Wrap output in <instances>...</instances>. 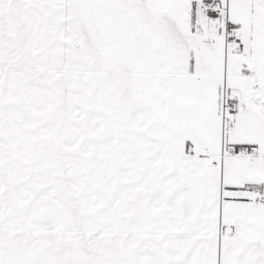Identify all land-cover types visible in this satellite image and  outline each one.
<instances>
[{"label": "crops", "instance_id": "crops-1", "mask_svg": "<svg viewBox=\"0 0 264 264\" xmlns=\"http://www.w3.org/2000/svg\"><path fill=\"white\" fill-rule=\"evenodd\" d=\"M199 2L0 0V264H264V0Z\"/></svg>", "mask_w": 264, "mask_h": 264}, {"label": "built area", "instance_id": "built-area-1", "mask_svg": "<svg viewBox=\"0 0 264 264\" xmlns=\"http://www.w3.org/2000/svg\"><path fill=\"white\" fill-rule=\"evenodd\" d=\"M227 0H202L198 3L197 9L200 13L210 16L212 21L225 25V28L230 24V17L228 15ZM223 115L222 125L225 129L233 127V122L228 119L227 111L235 110L236 104L234 99H229L227 96L223 97L222 101ZM257 154L254 147L249 144H223L218 151V160L212 162L213 167H221L222 162L226 158L242 157L251 158ZM261 200L264 201V193L257 194Z\"/></svg>", "mask_w": 264, "mask_h": 264}, {"label": "rangeland", "instance_id": "rangeland-1", "mask_svg": "<svg viewBox=\"0 0 264 264\" xmlns=\"http://www.w3.org/2000/svg\"><path fill=\"white\" fill-rule=\"evenodd\" d=\"M211 24V23H210ZM213 24H216L215 26H216V30L217 31H220V32H224L225 30H224V26H222L221 24H218V23H212V25ZM194 33V32H193ZM225 33V32H224ZM231 39H232V37L230 36V37H228V41H231ZM193 40H195V39H193ZM199 42H200V44L202 45V48H201V52H203V53H207L206 52V49L208 50V46H210V43H212V42H210V40L208 41L207 40V42H206V38H201V37H199V40L198 41H196L195 43L196 44H199ZM206 43H209V45H207ZM212 46V45H211ZM194 48H195V46H194ZM209 52V51H208ZM195 61L197 62V59H195ZM195 67H199L200 65L198 64V63H196L195 65H194ZM221 83H222V80H221ZM223 85H225V86H227V84H228V81L226 80H223V83H222ZM229 99H230V97H229ZM231 99H234V98H231ZM235 100V99H234ZM222 101H223V97H222V95H221V104H222ZM231 114H233L232 112H231ZM230 114V115H231ZM230 115H229V118H231L233 115H231V117H230ZM235 115V114H234ZM236 116V115H235ZM240 117V116H239ZM244 119V121L243 122H246V127H243L242 129L244 130V135H242V133H241V131H240V128L242 127V126H244V124L245 123H243L242 124V126H240L241 125V121ZM243 119L242 120H240V123H237V125H236V129L234 130V132L235 131H238V135H237V137L238 138H242L243 139V137L245 138V136H247V135H252V134H254L256 131L257 132H260V134H262V132H263V129H262V127H261V123H260V121H259V118H253V123H252V125L250 124L249 126H247V121H248V117L247 116H245V117H243ZM234 137V136H233ZM217 155V154H216ZM256 157H258V154H256V156L255 157H251V158H256ZM234 158H242V157H234Z\"/></svg>", "mask_w": 264, "mask_h": 264}, {"label": "flooded vegetation", "instance_id": "flooded-vegetation-1", "mask_svg": "<svg viewBox=\"0 0 264 264\" xmlns=\"http://www.w3.org/2000/svg\"><path fill=\"white\" fill-rule=\"evenodd\" d=\"M200 1H202V0H200ZM229 1L230 0H227V7H228V15H229V17H230V19H231V21H230V24L227 26V28H225V25H223V24H221L222 26H224V37H225V39H226V41H228L227 39H228V37H230V36H232V33H231V25H233L234 26V24H233V19H232V15L230 14V8H229ZM209 18H210V20H212V18L209 16ZM214 22V21H213ZM215 23H218V22H215ZM218 24H220V23H218ZM235 104H236V100H235ZM232 111H234V110H231V111H227V113H226V115H227V117H228V119L230 120V118H229V115L231 114V112ZM222 115H223V112H222ZM222 115H221V121H222ZM228 158H226V159H224L223 160V162H222V166L221 167H213L212 166V162H214L215 160H218V156L217 155H215V157L211 160V162H210V164H211V166L213 167V168H215V169H217L218 170V173L221 175L222 173H223V170H224V167H225V162H226V160H227ZM4 166L5 167V163L3 162V161H1L0 160V167L1 166ZM228 189L230 190V189H233V191H231V192H229L228 191ZM220 193H221V196L222 197H224V198H226V197H229V196H232L233 197V199H242V198H244L246 195H247V193L245 194L244 193V191H243V193H242V190H241V192H240V188H229V187H225V188H222L221 189V191H220ZM247 196H249V195H247ZM62 233H63V231H62ZM64 235V233L62 234V236ZM88 236V235H87ZM64 243H67L66 245H73V240H72V238H69L68 240H65V241H63Z\"/></svg>", "mask_w": 264, "mask_h": 264}, {"label": "water", "instance_id": "water-1", "mask_svg": "<svg viewBox=\"0 0 264 264\" xmlns=\"http://www.w3.org/2000/svg\"><path fill=\"white\" fill-rule=\"evenodd\" d=\"M173 21L175 22V20H173ZM175 24H176L177 28H178L182 33L186 34L185 30H184L179 24H177V23H175Z\"/></svg>", "mask_w": 264, "mask_h": 264}, {"label": "trees", "instance_id": "trees-1", "mask_svg": "<svg viewBox=\"0 0 264 264\" xmlns=\"http://www.w3.org/2000/svg\"><path fill=\"white\" fill-rule=\"evenodd\" d=\"M231 28L233 27V25L230 26ZM264 186V185H263Z\"/></svg>", "mask_w": 264, "mask_h": 264}]
</instances>
